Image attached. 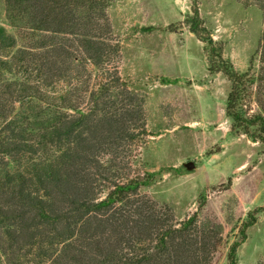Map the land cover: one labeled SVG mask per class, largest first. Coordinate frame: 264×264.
<instances>
[{"label": "trees", "instance_id": "16d2710c", "mask_svg": "<svg viewBox=\"0 0 264 264\" xmlns=\"http://www.w3.org/2000/svg\"><path fill=\"white\" fill-rule=\"evenodd\" d=\"M4 1L19 35L0 25L3 262L15 264L9 252L29 247L32 258L22 257L17 264H209L211 248L220 239L210 233L197 235L195 213L177 226L169 209L139 195L138 189L150 183L153 173L126 172L129 163L120 154L122 145L146 134L142 100L110 74L105 82L99 76V88L91 91L86 107L84 99L76 97V85L58 93L43 88L76 67L79 82L82 64L100 70L105 66L113 48L104 37L108 23L101 20L107 18L110 0ZM95 18L101 21L99 31L92 25ZM184 22L206 43L209 70L231 81L225 112L232 129L248 134L250 126L258 125V135L250 134L264 144L263 117H244L237 110L245 73L223 58L196 4ZM29 36L36 41L27 43ZM74 49L81 56L74 55ZM56 57L69 63L56 67ZM49 62L52 71L44 82L43 66ZM34 70L45 79L34 83L24 75ZM117 84L120 90L114 92ZM101 154L109 155L105 162ZM103 186L107 191L102 197ZM253 222L251 217L244 226ZM239 243L230 246L228 264L236 263Z\"/></svg>", "mask_w": 264, "mask_h": 264}, {"label": "rangeland", "instance_id": "374dc122", "mask_svg": "<svg viewBox=\"0 0 264 264\" xmlns=\"http://www.w3.org/2000/svg\"><path fill=\"white\" fill-rule=\"evenodd\" d=\"M194 4L223 58L238 73H245L237 110L244 117L264 119V0H110L107 18L101 20L108 23L104 37L113 48L105 66L100 70L82 64L79 82L76 67L43 88L58 93L76 85L80 87L76 97L84 99L86 107L91 91L99 88V76L103 82L118 76L120 87L142 100L146 134L120 150L130 176L153 173L138 194L169 209L177 226L195 213L197 235L210 233L220 239L211 248L209 264H228L229 248L236 241L240 243L235 264H264V144L251 137L261 127L250 126L251 134L232 129L225 112L231 81L222 72L209 70L206 43L184 22ZM101 21L92 22L97 31ZM0 25L18 37L4 0H0ZM73 53L81 56L76 49ZM56 61V67L69 63L63 57ZM43 70L45 75L51 73V63ZM35 73L24 75L34 83L45 79ZM117 87L114 92L120 90ZM262 129L264 136V125ZM107 157L101 154L102 161ZM188 161L195 168L187 170ZM102 189L103 197L107 186ZM251 217L254 222L245 227ZM30 249L10 251L9 256L17 264L22 257L32 258ZM6 260L1 254L0 264Z\"/></svg>", "mask_w": 264, "mask_h": 264}, {"label": "water", "instance_id": "95a60500", "mask_svg": "<svg viewBox=\"0 0 264 264\" xmlns=\"http://www.w3.org/2000/svg\"><path fill=\"white\" fill-rule=\"evenodd\" d=\"M184 167H185L187 170H191V169L195 168V163H194L193 161L185 162V163H184Z\"/></svg>", "mask_w": 264, "mask_h": 264}]
</instances>
